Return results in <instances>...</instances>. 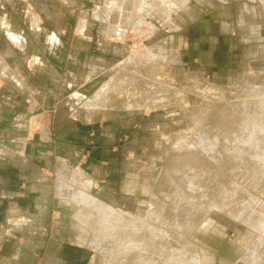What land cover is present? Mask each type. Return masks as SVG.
<instances>
[{
	"label": "rangeland",
	"instance_id": "374dc122",
	"mask_svg": "<svg viewBox=\"0 0 264 264\" xmlns=\"http://www.w3.org/2000/svg\"><path fill=\"white\" fill-rule=\"evenodd\" d=\"M158 2L0 0V176L50 199L8 264L58 223V264H136L130 226L179 264H264V0Z\"/></svg>",
	"mask_w": 264,
	"mask_h": 264
},
{
	"label": "crops",
	"instance_id": "0c3cea01",
	"mask_svg": "<svg viewBox=\"0 0 264 264\" xmlns=\"http://www.w3.org/2000/svg\"><path fill=\"white\" fill-rule=\"evenodd\" d=\"M13 37H16V35L13 34ZM27 141L30 142L31 140H27ZM29 151L30 150H28V148H23L19 150L20 154H27L28 157L27 161L29 159H32L28 154ZM37 152L38 151H35V154ZM39 152L36 154L37 156H41V154L45 153L40 150ZM2 153H9L8 155L0 156L1 158L4 159L6 158V161L8 162L7 166H4L2 168L0 167V169H2L3 171L12 169L11 167L13 166L14 162L15 164H18L20 162L15 160L17 159V157L13 156L12 151L4 150ZM36 155L35 157H37ZM27 161L22 163V166H28V165H32L33 167L39 166L32 161H28L29 163L28 164ZM7 176L8 177H6L5 175L0 176V187L4 188L3 191L0 193L3 200L2 202H0V218H3L4 220L5 218L6 219L10 218V219L8 220L9 222L7 221L8 225H5L6 224L5 221L1 222L0 224V227H2V230L0 228V250L2 248L3 243L8 238L12 240L14 246L13 249L7 254L2 255L0 251V264H8L10 261L16 260L14 258H17V254L19 253L18 249L22 243L21 241L19 242V239L23 236V233L25 234V230H24L26 228L25 226H27V228L30 229L35 228L33 226H36V224H33V222H31V216L37 217L42 212L43 209H48L49 205H44V203L50 200L48 197L45 196V193L41 191L25 193L26 188L22 187L20 185L21 184L20 182L18 184L17 183L14 184V180H13L12 182L13 185H9L11 184L10 181L12 176H17L18 178H21L20 173L17 174L16 172L14 174L12 171L11 172L9 171ZM16 181L18 180H15V182ZM6 185L8 186L4 187ZM30 188L32 189L31 185L28 187V189ZM35 190H38V188H36ZM58 190L59 193L61 194L60 187ZM17 201L19 202L17 203ZM22 201L25 203H20ZM12 210L14 211L12 212ZM62 227H64V224L60 225L59 223L53 226V230H52L53 236H51V239L47 244L46 257L43 264H58L61 261H63L64 258H66L69 249L68 247L69 244L67 243L66 237H62ZM66 229L67 228L65 227L63 230L64 233ZM19 236L21 237L17 239V237ZM11 256H13V258Z\"/></svg>",
	"mask_w": 264,
	"mask_h": 264
},
{
	"label": "bare ground",
	"instance_id": "6f19581e",
	"mask_svg": "<svg viewBox=\"0 0 264 264\" xmlns=\"http://www.w3.org/2000/svg\"><path fill=\"white\" fill-rule=\"evenodd\" d=\"M156 1V0H155ZM171 1H174V0H171ZM176 1V0H175ZM168 2H169V0H163V4L162 3H160V2H158V3H160V4H162L163 6H162V8L163 9H165L166 10V8H164L166 5L165 4H168ZM165 5V6H164ZM169 9V8H168ZM167 9V10H168ZM166 10V11H167ZM164 11V10H163ZM167 13V12H166ZM165 13V14H166ZM122 31V30H121ZM124 33V32H123ZM13 36V35H12ZM147 56H151V55H147ZM159 56V55H158ZM148 58H150V57H148ZM99 93V92H98ZM103 94V93H102ZM97 95V94H96ZM99 95V94H98ZM101 96V95H100ZM96 97V96H95ZM94 101V100H93ZM65 189V188H64ZM177 203V202H176ZM96 214V213H95ZM101 214V213H100ZM109 214V213H108ZM81 215V214H80ZM84 215V214H83ZM96 215H98V214H96ZM103 215V214H102ZM97 217V216H96ZM107 217V216H106ZM81 218V217H80ZM83 218H84V216H83ZM82 218V219H83ZM111 218L112 219H114L115 220V218L116 219H118V224H121V222H124V223H126L125 221H126V218L124 219V218H122V219H120V217L118 218V217H116V215L114 214V216L112 215L111 216ZM94 219V218H93ZM104 219H106V218H104ZM109 219V218H108ZM84 220V219H83ZM97 220V219H96ZM107 220V219H106ZM113 220V221H114ZM117 221V220H116ZM128 221V220H127ZM128 223H129V221H128ZM114 224V223H113ZM131 224V223H130ZM148 224V223H147ZM115 225V224H114ZM133 225V224H132ZM121 226V225H120ZM123 226V225H122ZM121 226V228H123V227H125V224H124V226L122 227ZM142 226V225H141ZM109 227V226H108ZM107 227V228H108ZM115 227V226H114ZM138 227H140V226H138ZM120 228V230H122ZM126 228V227H125ZM125 228H123V229H125ZM109 229V228H108ZM114 229H116V228H114ZM113 229V230H114ZM118 229H119V225H118ZM117 229V230H118ZM104 231V230H103ZM111 231V230H110ZM123 233H122V238L120 239L121 240V242L120 243H122V245H125V247L123 246L122 248H125L126 250H132V246H134L131 242H128V240H129V237L130 236H132V234H136L137 235V237L141 240L140 242H139V245L136 247L137 248V254L138 255H136V264H162L163 262H162V259L163 258H165V259H167L170 263H176V264H179L180 262L179 261H181L182 259H179L180 257H176L175 255H173V252H174V250L172 251V249H171V240L168 238L170 235H168L167 234V232H165L164 230H162V229H158V228H156V227H153V226H145V227H140L139 229H136L135 227H129L128 229H125V230H123L122 231ZM105 234V233H104ZM113 234V233H112ZM166 235H168V236H166ZM119 238V237H118ZM6 241H12L10 238H8V239H6ZM78 241V240H77ZM82 242V241H81ZM120 246V245H119ZM99 248V247H98ZM134 248V247H133ZM122 250V249H121ZM124 250V249H123ZM142 250H145V254L143 253V251ZM148 250L149 251H153V253H149L148 252ZM127 251V252H128ZM139 252H141V253H139ZM116 253V252H115ZM153 254H155V255H157L158 257H153V258H155V260H154V262H152L151 263V261H149L150 260V256H152ZM150 255V256H149ZM177 255V254H176ZM157 258H158V260H159V262H158V260H157ZM153 261V260H152ZM254 261V263H252V264H258L259 262H257V261H259V260H253ZM249 263H251V259L249 260ZM163 264H166V263H163Z\"/></svg>",
	"mask_w": 264,
	"mask_h": 264
},
{
	"label": "water",
	"instance_id": "95a60500",
	"mask_svg": "<svg viewBox=\"0 0 264 264\" xmlns=\"http://www.w3.org/2000/svg\"><path fill=\"white\" fill-rule=\"evenodd\" d=\"M39 137V136H37ZM13 242L12 241H5L2 245V248H1V254H7L9 253L12 249H13Z\"/></svg>",
	"mask_w": 264,
	"mask_h": 264
}]
</instances>
